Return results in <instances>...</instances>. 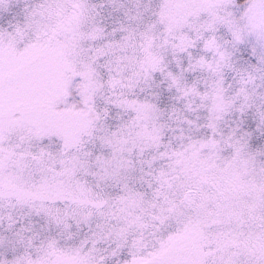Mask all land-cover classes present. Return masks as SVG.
<instances>
[{
	"label": "snow or ice",
	"instance_id": "snow-or-ice-1",
	"mask_svg": "<svg viewBox=\"0 0 264 264\" xmlns=\"http://www.w3.org/2000/svg\"><path fill=\"white\" fill-rule=\"evenodd\" d=\"M0 264H264V0H0Z\"/></svg>",
	"mask_w": 264,
	"mask_h": 264
}]
</instances>
